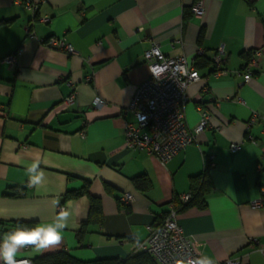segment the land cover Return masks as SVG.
<instances>
[{
    "label": "crops",
    "instance_id": "1",
    "mask_svg": "<svg viewBox=\"0 0 264 264\" xmlns=\"http://www.w3.org/2000/svg\"><path fill=\"white\" fill-rule=\"evenodd\" d=\"M24 1L0 0V233L16 221H50L59 205L71 216L59 245L38 253L21 249L18 258L59 251L79 261L136 254L147 226L207 168L212 189L206 206L177 214L191 246L215 262L237 257L264 264V52L243 82L249 52L264 45V0H202L200 17L190 11L196 0H30L36 11ZM45 16L49 22L40 19ZM53 36L75 53L46 46ZM152 42L167 55L195 61L202 47L209 60L197 68L201 79L188 86L184 106L190 130L200 120L198 106L209 112V125L193 132V142L165 165L143 149L127 148L123 135L124 121L135 119L121 108L149 74L143 52ZM220 46L227 73L217 75L210 58ZM9 54L15 62L2 63ZM70 94L74 101L67 106ZM95 97L106 102L103 108L91 106ZM253 112L257 119L246 130ZM233 142H240L236 151ZM34 160L45 175L38 186L27 181L26 164ZM139 175L149 181L143 191L132 180ZM84 182L100 199V223H86V195L62 202ZM127 191L133 199L123 205L119 198Z\"/></svg>",
    "mask_w": 264,
    "mask_h": 264
},
{
    "label": "built area",
    "instance_id": "2",
    "mask_svg": "<svg viewBox=\"0 0 264 264\" xmlns=\"http://www.w3.org/2000/svg\"><path fill=\"white\" fill-rule=\"evenodd\" d=\"M25 4L33 11L38 9V4L25 0ZM194 16H202L204 6L202 0H196L190 7ZM49 22L48 16L40 18ZM28 31L29 26L27 27ZM46 46L62 50L68 54L75 53L73 46L59 37H51L45 41ZM264 45L250 51L249 57L243 65V82H248L253 75V70L258 67ZM204 49L197 48L196 57L203 55ZM224 50L218 47L210 58L213 71L217 75L227 73L224 68ZM144 62L149 69L148 76L136 87L130 103L121 108L123 115L131 113L135 119L133 122L124 121V144L127 148L143 149L149 154L155 155L161 164L165 165L181 153L194 140V133L199 132L209 125V112L198 106L200 120L194 130H190L186 124L184 106L188 101L186 90L188 86L201 79L195 66V58H187L184 54L171 56L163 53L157 42L143 52ZM16 60L15 54H9L2 58V63L11 64ZM241 82L239 85H241ZM206 86L204 90H206ZM74 101V95L70 94L63 100L69 106ZM106 102L95 97L91 106L101 109ZM258 114L252 113L246 123V130L255 122ZM83 136V133H81ZM248 139H252L250 136ZM240 142L230 145L231 151L239 148ZM264 195V188L261 190ZM190 193L178 196L181 202L189 199ZM133 199L131 192H124L119 202L128 205ZM252 207L261 205V198L252 202ZM64 205L58 206V211H63ZM179 210L170 202L169 208L161 220L147 226V237L134 244V249L148 254L156 264H188V261L200 257L191 246L190 239L184 233L177 221ZM24 259V258H23ZM30 260V259H29ZM31 261V260H30ZM215 262V261H214ZM32 264V261H31ZM215 264H242L237 257H228Z\"/></svg>",
    "mask_w": 264,
    "mask_h": 264
},
{
    "label": "trees",
    "instance_id": "3",
    "mask_svg": "<svg viewBox=\"0 0 264 264\" xmlns=\"http://www.w3.org/2000/svg\"><path fill=\"white\" fill-rule=\"evenodd\" d=\"M250 53V52H249ZM204 55L196 57L195 66L196 68L203 67L209 64V60ZM249 57V54H248ZM247 57V58H248ZM135 186L143 191L149 187L148 178L145 175H139L132 178ZM88 182H84L83 186L76 190H67L62 197V202L69 199H74L82 195H86L89 201V212L86 220L87 222L100 223L102 221V209L100 199L93 196L88 191ZM107 190H110V186L105 184ZM212 189V183L208 175V169L205 168L202 173L193 177L190 182V197L187 201L181 202L178 197L173 199V204L176 208L181 211L186 208L196 207L204 208L206 206L205 198ZM16 191V190H15ZM12 195H18L17 192ZM166 212H164L165 214ZM162 215V217L164 216ZM160 218V220L162 219ZM18 221L13 222L15 225ZM33 224L32 222H27ZM84 224V223H83ZM82 224V226H83ZM79 232H82V227ZM32 264H156L155 261L145 252H138L125 259L119 258H101L89 261H79L65 251H59L54 253L43 254L34 257Z\"/></svg>",
    "mask_w": 264,
    "mask_h": 264
},
{
    "label": "clouds",
    "instance_id": "4",
    "mask_svg": "<svg viewBox=\"0 0 264 264\" xmlns=\"http://www.w3.org/2000/svg\"><path fill=\"white\" fill-rule=\"evenodd\" d=\"M27 181L32 186L43 184L45 175L40 171V161L26 164ZM71 212L59 211L52 220L29 224L18 221L6 232L0 233V264H31L27 258L19 259L21 249H31L34 253L53 248L60 244L63 230L69 225ZM188 264H215L208 256H200Z\"/></svg>",
    "mask_w": 264,
    "mask_h": 264
}]
</instances>
